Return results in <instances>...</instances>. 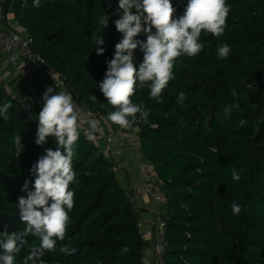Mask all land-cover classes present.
<instances>
[{
    "label": "trees",
    "instance_id": "16d2710c",
    "mask_svg": "<svg viewBox=\"0 0 264 264\" xmlns=\"http://www.w3.org/2000/svg\"><path fill=\"white\" fill-rule=\"evenodd\" d=\"M171 2L174 18H179L188 0ZM227 4L224 35L202 33L201 53L177 59L162 102L149 98L146 85L137 84L132 97L150 110L146 121L138 116L130 128L137 129L142 155L165 197L160 246L165 264H264V0ZM5 11L32 38V53L45 68L101 120L108 119L116 109L98 85L122 38L114 23L120 18L118 0H40L39 7H33V0H6ZM106 15L109 21L103 27L99 19ZM99 35L102 45L95 43ZM136 38L146 41V34ZM222 44L230 47L224 59L217 55ZM99 47L105 49L103 55H97ZM142 61L138 48L134 63L138 67ZM6 102L12 107L7 120L0 117V233L25 228L18 198L27 193L21 188L28 180L34 190L31 167L45 149H56L51 136L42 146L35 143L38 116L29 120L20 100L1 88L0 106ZM226 107L231 108L229 115ZM241 120L246 121L243 126ZM106 154L79 136L72 161L76 181L70 185L75 192L70 224L65 239L41 257L44 264H145L138 207ZM233 169L239 181L233 180ZM233 203L241 206L239 214L232 212ZM27 241L15 264H23L29 247L39 243L33 236ZM64 245L77 252L65 256L60 252Z\"/></svg>",
    "mask_w": 264,
    "mask_h": 264
},
{
    "label": "clouds",
    "instance_id": "9594fccd",
    "mask_svg": "<svg viewBox=\"0 0 264 264\" xmlns=\"http://www.w3.org/2000/svg\"><path fill=\"white\" fill-rule=\"evenodd\" d=\"M40 0H33V7H39ZM136 9L134 13L132 10ZM120 18L115 20V27L122 38L115 44L113 58L107 62L105 78L98 85L107 103L115 108L108 114V119L121 128H130L137 120H147L150 110L143 104H136L132 97L136 94L137 84L150 89L149 98L162 102L161 94L174 79L173 69L182 55L195 57L201 53L204 45L200 42L201 34L215 37L224 35L230 6L227 0H188L185 12L174 18L176 9L171 0H118ZM109 17L103 16L99 23L106 27ZM153 29L155 32L153 33ZM146 34V41L137 39ZM103 38H95V43L102 45ZM139 48L143 52V61L134 63V53ZM105 49L99 47L97 55H103ZM230 47L222 44L217 48V55L224 59L229 56ZM43 107L38 113V130L35 143L42 146L48 137H53L56 149H45V154L33 164L30 171L34 183L25 180L21 191L27 195L18 198V210L25 228L22 231L0 233V264H15L16 256L28 244L27 237L38 238L39 243L29 247L23 264H44V253L56 249L57 240L63 241L70 224L69 212L74 206L75 192L70 185L76 181L73 170L75 146L79 139V114L71 94L53 91L48 87L43 93ZM93 101L97 98L93 95ZM184 93L178 100L183 103ZM10 102L0 106V117L7 120ZM231 112L224 109L225 115ZM97 121L90 120L92 129L97 128ZM246 121L241 120L243 126ZM91 138V137H90ZM21 136L15 137L17 154L22 151ZM232 178L240 180V175L232 170ZM232 212L239 214L241 206L232 204ZM127 252L128 249H123ZM60 252L65 256L74 255L77 248L64 245Z\"/></svg>",
    "mask_w": 264,
    "mask_h": 264
},
{
    "label": "built area",
    "instance_id": "2783aa9c",
    "mask_svg": "<svg viewBox=\"0 0 264 264\" xmlns=\"http://www.w3.org/2000/svg\"><path fill=\"white\" fill-rule=\"evenodd\" d=\"M5 2L6 0H0V54H4L8 57L10 63L19 70V74L24 80H29L33 75L43 72L45 66L41 59L32 53V38L21 35L5 25ZM63 86L65 85L62 78H60L54 85L55 88H61ZM19 100L24 111L27 113V118L29 120H32L34 115L38 116V113L42 110L44 103L42 100V105L36 108L30 95L23 96L22 98H19ZM93 119L98 122L96 129H92L89 124V121ZM137 132V129L119 127L115 129L114 135L119 139V145H123V147L134 150L136 153L138 175L135 179V187L131 193L133 196V202L138 205V200L141 197L148 196L150 198L152 207L149 213L154 218V224L161 233L160 238L158 239V246L161 250L160 246L163 241L164 230L166 227L163 220L165 197L160 190L152 165L142 155L141 146L137 138ZM79 133L80 136L88 142L97 144L98 140L105 136L106 129L101 117L93 110H90L83 116L79 117ZM125 136L126 145L124 142ZM111 137H113L112 134ZM108 138L109 136L107 139ZM119 153L120 150L116 148V146L114 147L113 145H108L106 157L116 166V168L120 167L117 159ZM138 229L145 241L154 239L151 232L145 231V222L143 220L139 221ZM155 260L156 264H165L161 251L156 253ZM145 264H150V262L145 259Z\"/></svg>",
    "mask_w": 264,
    "mask_h": 264
},
{
    "label": "crops",
    "instance_id": "0c3cea01",
    "mask_svg": "<svg viewBox=\"0 0 264 264\" xmlns=\"http://www.w3.org/2000/svg\"><path fill=\"white\" fill-rule=\"evenodd\" d=\"M4 23L6 26L21 35L27 36L26 32L20 28L12 12L7 13L5 7ZM59 79L60 77L56 73L45 68L43 72L33 75L29 80H24L20 76L19 70L10 63L8 57L4 54H0V89H6L8 93L18 99L30 95L34 105L38 108L42 105L43 93L48 87H52L54 92L64 91L72 95L73 102L77 105L79 117L83 116L87 111H90L91 109L81 103V101H79L73 93L68 91L65 86L61 88L54 87ZM102 122L106 129V137L104 136L98 140L97 145L102 151L108 150V145L116 146V148L120 150V153L117 156L120 166L117 168V176L121 185L132 193V190L135 187V179L138 175L136 153L134 150L119 145V139L114 135L115 128L107 118H102ZM111 134L113 137H111ZM108 136L109 138L107 139ZM124 142L126 145V136L124 137ZM150 201L151 200L148 196H143L138 200L137 207L140 219L145 222V231L151 232L154 236V239L145 241V259L148 260L150 264H156L155 255L161 251L158 246V239L160 238L161 233L154 224V218L149 213L152 207Z\"/></svg>",
    "mask_w": 264,
    "mask_h": 264
},
{
    "label": "rangeland",
    "instance_id": "374dc122",
    "mask_svg": "<svg viewBox=\"0 0 264 264\" xmlns=\"http://www.w3.org/2000/svg\"><path fill=\"white\" fill-rule=\"evenodd\" d=\"M134 9H135V8H133V10H132L133 12H134ZM157 249H158V248H157ZM158 250H159V249H158Z\"/></svg>",
    "mask_w": 264,
    "mask_h": 264
},
{
    "label": "water",
    "instance_id": "95a60500",
    "mask_svg": "<svg viewBox=\"0 0 264 264\" xmlns=\"http://www.w3.org/2000/svg\"><path fill=\"white\" fill-rule=\"evenodd\" d=\"M80 101V100H79Z\"/></svg>",
    "mask_w": 264,
    "mask_h": 264
}]
</instances>
